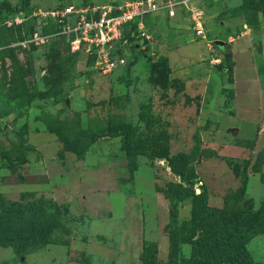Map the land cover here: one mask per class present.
I'll return each mask as SVG.
<instances>
[{
  "label": "rangeland",
  "instance_id": "1",
  "mask_svg": "<svg viewBox=\"0 0 264 264\" xmlns=\"http://www.w3.org/2000/svg\"><path fill=\"white\" fill-rule=\"evenodd\" d=\"M1 1L0 264H264V0L129 24L109 75L36 12L112 0Z\"/></svg>",
  "mask_w": 264,
  "mask_h": 264
},
{
  "label": "built area",
  "instance_id": "2",
  "mask_svg": "<svg viewBox=\"0 0 264 264\" xmlns=\"http://www.w3.org/2000/svg\"><path fill=\"white\" fill-rule=\"evenodd\" d=\"M175 7H183L188 11L189 25L194 36L204 40V19L201 17V11L190 6L187 0H119L103 3L93 1L76 5H57L43 11L37 10L36 14L48 18L60 28V33L69 39L71 52H83L91 60L90 65L95 71L109 75L124 65L123 57L116 50L125 43L123 28L133 23L140 27L141 20L159 11H163L167 18H172ZM20 15L19 12L18 16ZM18 16H15L14 23H18ZM140 36L148 40L144 33ZM33 39L42 41L36 34H33ZM211 63L219 62L211 59Z\"/></svg>",
  "mask_w": 264,
  "mask_h": 264
},
{
  "label": "trees",
  "instance_id": "3",
  "mask_svg": "<svg viewBox=\"0 0 264 264\" xmlns=\"http://www.w3.org/2000/svg\"><path fill=\"white\" fill-rule=\"evenodd\" d=\"M23 3L27 4V0H24ZM20 9L16 8V6H11L8 2L1 1L0 2V17H4L5 15H8V14L15 15L19 11H21ZM88 62L91 63V60L88 59ZM217 69H220L221 72H225V71H227L228 68H227V66H220V67H217ZM220 77H223V76L221 75ZM201 197H202L201 195L198 196V198H200V199H201ZM15 223H17V225H19V227H20V226H22L21 224L23 222H21V220L18 219V222H15ZM44 223H45V221H44ZM12 224H13V222H12L11 219H8L6 217H1L0 218V245H4V244L13 245L16 242L17 238H16L15 235H12V234H11L12 236L10 238L2 240L5 232L7 231V229H6L7 226L10 227V225H12ZM45 224H47V222ZM30 231L31 230L29 229V232ZM35 231H39V230H35ZM29 232H25V233L26 234H31ZM8 233H10V231ZM173 254L175 255V247L172 246L171 251L169 252L168 256H173ZM183 264H206V263L198 260V257L196 255V257L194 256L192 259L187 260Z\"/></svg>",
  "mask_w": 264,
  "mask_h": 264
},
{
  "label": "crops",
  "instance_id": "4",
  "mask_svg": "<svg viewBox=\"0 0 264 264\" xmlns=\"http://www.w3.org/2000/svg\"><path fill=\"white\" fill-rule=\"evenodd\" d=\"M117 2V1H119V0H112V2ZM91 2H93V1H91ZM108 2H111V1H108ZM80 3H83V2H80ZM79 4V3H78ZM176 16H178V17H176V19H181V18H185V16L184 15H182V14H179V15H176ZM154 17H156V14H155V16ZM171 19V18H170ZM185 20H186V18H185ZM258 25H252L251 26V31L253 32V34H256V33H259V30H258ZM242 30H243V32L241 33L242 35H240L239 37H237V38H235V39H229L228 40V44H231V48H230V54H231V56H232V59L231 60H235V56H238V54L240 53H245L244 52V50L243 49H241L240 48V46H245V43H247V38H245L244 36H243V34L244 35H246L248 32H250V29H249V26H247V25H242ZM245 29V30H244ZM244 39V41L241 43V44H239V39ZM242 47V48H243ZM240 50H242V52L240 51ZM248 56V55H247ZM249 59V56H248V58H247V60ZM247 66L249 65V60H248V64H246ZM235 69H236V67L235 66H233V73L234 74H238L237 73V71H239L238 69H237V71L235 72ZM256 70H260V68L257 66L256 68H255ZM234 80H236V79H234ZM240 82V81H239ZM250 82H251V80H250ZM236 84H237V82L236 81H234V83L230 86V87H232V89H235L236 88ZM246 84H248V82L247 83H245V86H247ZM252 84V83H251ZM235 93H236V91H235ZM235 93H234V95H235ZM231 131H234V132H236V128H231L230 129Z\"/></svg>",
  "mask_w": 264,
  "mask_h": 264
},
{
  "label": "water",
  "instance_id": "5",
  "mask_svg": "<svg viewBox=\"0 0 264 264\" xmlns=\"http://www.w3.org/2000/svg\"><path fill=\"white\" fill-rule=\"evenodd\" d=\"M214 45L217 47H222L224 43L222 41H214Z\"/></svg>",
  "mask_w": 264,
  "mask_h": 264
}]
</instances>
